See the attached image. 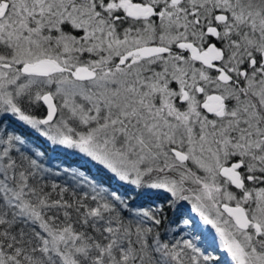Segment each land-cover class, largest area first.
I'll list each match as a JSON object with an SVG mask.
<instances>
[{
	"label": "snow or ice",
	"instance_id": "snow-or-ice-1",
	"mask_svg": "<svg viewBox=\"0 0 264 264\" xmlns=\"http://www.w3.org/2000/svg\"><path fill=\"white\" fill-rule=\"evenodd\" d=\"M0 264H264V0H0Z\"/></svg>",
	"mask_w": 264,
	"mask_h": 264
}]
</instances>
